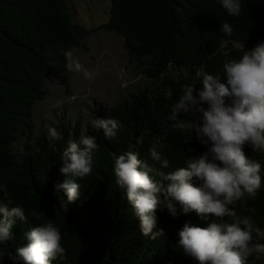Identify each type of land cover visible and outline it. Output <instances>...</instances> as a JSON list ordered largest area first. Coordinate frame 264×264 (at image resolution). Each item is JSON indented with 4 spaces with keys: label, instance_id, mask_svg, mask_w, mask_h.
Returning a JSON list of instances; mask_svg holds the SVG:
<instances>
[{
    "label": "trees",
    "instance_id": "obj_1",
    "mask_svg": "<svg viewBox=\"0 0 264 264\" xmlns=\"http://www.w3.org/2000/svg\"><path fill=\"white\" fill-rule=\"evenodd\" d=\"M241 4L237 17L229 15L220 0H111L109 18L100 26L124 36L130 60L152 83L114 104L100 103L85 130L77 120L61 119L56 128L61 139L56 140L35 130L34 104L47 93L46 78L67 68L66 54L84 42L91 28L73 17L68 0H0V201L9 208L23 207L28 216L27 222L17 219L12 239L0 244V264H12L7 257L26 244L24 233L49 220L61 229L66 250L64 258L53 264H196L177 247L178 231L185 223L206 227L207 222L195 212L181 210L173 218L166 210H157L154 231L163 228L166 236L145 237L116 183L114 157L131 150L159 168L149 156L155 144L162 159L169 161V167L161 170L169 173L207 151L195 135L186 143L189 134L174 128L167 117L185 85L199 86L194 79L197 69L203 66L226 83L223 62L264 42V0H241ZM225 22L233 28L230 37L220 31ZM107 118L120 122L111 138L90 124ZM21 135L27 137L23 148L16 144ZM82 135L95 136L99 145L93 153L92 174L83 179L61 174L68 142H78ZM245 151L264 166V153ZM261 175L257 197L237 202L236 210L252 216L264 232V167ZM65 179L81 185L74 202L54 192L55 182ZM253 236L264 243L256 233ZM249 264L264 260L249 258Z\"/></svg>",
    "mask_w": 264,
    "mask_h": 264
},
{
    "label": "clouds",
    "instance_id": "obj_2",
    "mask_svg": "<svg viewBox=\"0 0 264 264\" xmlns=\"http://www.w3.org/2000/svg\"><path fill=\"white\" fill-rule=\"evenodd\" d=\"M220 2L229 15L241 14V0ZM220 31L229 37L233 35V28L227 22ZM236 47L241 45L237 43ZM228 55L229 52H224V56ZM66 56L69 71L91 76L88 69L71 58L70 52ZM223 72L226 83L206 72L203 66L197 69L194 79L199 86L185 85L167 117L174 128L189 134L186 143L195 135L207 146V151L192 156L186 166L169 173L161 170L169 167V161L162 159L155 144L149 149V156L159 168L141 160L131 150L114 157L116 183L139 219L145 237L166 236L163 228L154 231L157 210H166L173 218L181 210L183 214L195 212L200 220L207 222L206 227L185 223L178 231L177 247L196 264H249V258L264 260V243L253 236L256 233L264 239V232L252 216L239 215L236 210L237 202L255 199L262 188L264 166L250 158L245 149L264 153V42L245 50L240 58L226 59ZM189 114L195 119H181ZM90 124L95 130H103L108 138L114 137L120 127V122L112 118L93 119ZM48 135L51 139H61L54 127L48 129ZM98 149L95 136L82 135L78 142L70 140L62 154L60 173L79 179L90 176L93 153ZM53 188L55 194L63 193L68 203L81 194V185L75 179L57 180ZM17 219L27 222L25 209L9 208L0 201V244L12 239ZM24 238L26 244L7 257L12 264H53L65 256L61 229L51 220L27 230Z\"/></svg>",
    "mask_w": 264,
    "mask_h": 264
},
{
    "label": "rangeland",
    "instance_id": "obj_3",
    "mask_svg": "<svg viewBox=\"0 0 264 264\" xmlns=\"http://www.w3.org/2000/svg\"><path fill=\"white\" fill-rule=\"evenodd\" d=\"M68 1L73 17L91 28L84 42L68 53L88 69L91 76L68 68L48 76L47 93L33 108L36 131L48 133L49 128H57L61 119L68 118L77 120L80 129L85 130L88 119L100 103L114 104L152 83V79L130 60L124 36L100 26L109 18L111 0ZM26 142V135H21L16 144L23 148Z\"/></svg>",
    "mask_w": 264,
    "mask_h": 264
}]
</instances>
